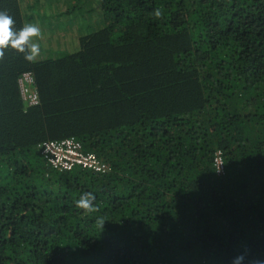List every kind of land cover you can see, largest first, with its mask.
Instances as JSON below:
<instances>
[{"label": "trees", "instance_id": "16d2710c", "mask_svg": "<svg viewBox=\"0 0 264 264\" xmlns=\"http://www.w3.org/2000/svg\"><path fill=\"white\" fill-rule=\"evenodd\" d=\"M95 1L69 33L63 6L0 0L41 46L0 55V264L264 261V0ZM63 139L105 171L50 168Z\"/></svg>", "mask_w": 264, "mask_h": 264}, {"label": "built area", "instance_id": "2783aa9c", "mask_svg": "<svg viewBox=\"0 0 264 264\" xmlns=\"http://www.w3.org/2000/svg\"><path fill=\"white\" fill-rule=\"evenodd\" d=\"M30 77L25 75L20 82L23 97L31 104L36 103V96L31 88ZM42 155L47 165L60 173L71 172L74 169L91 173H103L105 166L92 153H82L80 145L72 139L49 141L42 146ZM213 165L217 175L224 173V164L220 151H216L213 157Z\"/></svg>", "mask_w": 264, "mask_h": 264}, {"label": "clouds", "instance_id": "9594fccd", "mask_svg": "<svg viewBox=\"0 0 264 264\" xmlns=\"http://www.w3.org/2000/svg\"><path fill=\"white\" fill-rule=\"evenodd\" d=\"M39 37L40 29L36 25L26 24L17 30L13 18L7 13L0 12V55L4 49L10 48L23 54L26 61H34L40 53L41 46L36 42ZM94 199L92 193H84L77 200V207L91 210ZM231 264H246L245 255L237 254L232 258ZM256 264H264V261H257Z\"/></svg>", "mask_w": 264, "mask_h": 264}, {"label": "rangeland", "instance_id": "374dc122", "mask_svg": "<svg viewBox=\"0 0 264 264\" xmlns=\"http://www.w3.org/2000/svg\"><path fill=\"white\" fill-rule=\"evenodd\" d=\"M32 0H24L25 3L31 2ZM23 2V0H22ZM51 3V7H53L52 10L58 11L60 7H64V10L60 11L59 15L62 19L63 16L67 15L65 17V26L64 30H68L70 33L74 28L78 25L74 24L75 20L76 23L80 24H89L90 28H96L99 26V24L102 23V17L100 16L101 9L100 7H97V2L95 0H37L36 2V10L41 5L42 8L45 4ZM72 5L73 10H69L66 7L69 5ZM46 9H48L46 7ZM38 11H36V18L39 22H43L44 18L43 14H38ZM47 13V11H46ZM46 28L48 26H45ZM89 28V29H90ZM63 32V34H66L67 32ZM82 33H84V29L81 30ZM60 40V39H59Z\"/></svg>", "mask_w": 264, "mask_h": 264}]
</instances>
